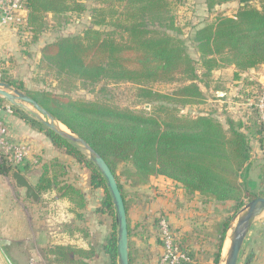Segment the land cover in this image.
Returning a JSON list of instances; mask_svg holds the SVG:
<instances>
[{
    "label": "trees",
    "instance_id": "1",
    "mask_svg": "<svg viewBox=\"0 0 264 264\" xmlns=\"http://www.w3.org/2000/svg\"><path fill=\"white\" fill-rule=\"evenodd\" d=\"M83 1L25 0L28 17L21 20L25 25L23 45L30 46L26 42L30 35H41L50 15L54 19L86 10ZM90 1L94 4L90 8L91 26L79 33L58 35L45 42L39 51V70L54 73L67 84V91L77 88L78 82L85 85H96L101 81L132 83L136 93L134 106L150 104L151 110L120 107L106 100L74 98L65 95L64 89L32 93L24 90L22 84L18 88L104 156L119 181L127 209L126 193L116 171L118 164L123 162L134 167L129 180L135 187L160 175L180 184L190 194H200L208 203H242L245 197L251 200L264 196V161L258 164L261 184L257 186L248 180L253 146L242 130L243 123L229 120L227 128L214 116L182 114L179 108V105L195 104L204 97L199 83L202 79L197 72L199 62L205 70L203 76L210 75L219 66L218 55H224L223 58L236 66L237 76L264 64V6L259 9L250 5L253 0H238L240 7L234 16L219 12L213 22L195 27L192 40L200 54V59L196 60L188 51L183 27L177 20L179 6L184 0ZM227 1L207 0V5L213 9ZM155 83L173 84L174 88L160 91L153 87ZM106 87L105 84L101 90H107ZM3 100L0 97V107ZM11 108L28 125L45 133L59 151L87 166L91 189L100 188L104 192L96 213L108 214L114 219L112 231L101 247L116 263L115 209L96 165L29 111L13 104ZM255 126L261 128L263 122L257 119ZM58 168L64 170V166L55 161L43 165L37 190L42 192L58 187L62 196L84 208V194L73 183L58 178L54 173ZM10 171V166L0 165V174ZM229 225L230 218L217 226L220 237L214 264L221 262ZM129 229L131 235L130 223ZM132 244L130 262L135 264L137 255ZM178 244L180 248L190 250L180 242ZM53 252L62 264H92L91 260L97 254L95 245L89 249L58 246Z\"/></svg>",
    "mask_w": 264,
    "mask_h": 264
},
{
    "label": "rangeland",
    "instance_id": "2",
    "mask_svg": "<svg viewBox=\"0 0 264 264\" xmlns=\"http://www.w3.org/2000/svg\"><path fill=\"white\" fill-rule=\"evenodd\" d=\"M83 5H85L86 10L80 13L72 12L66 16L61 15L54 19L50 15L41 35L37 37L33 34L27 38L26 42L30 46L24 44L23 49L21 48L19 51L20 56H16L20 62L15 60V55L7 54L5 59L1 57L0 81L8 83L10 91L19 89L18 85L20 84L24 86V90L32 93L42 90L60 92L64 89L65 95H72L74 98L106 100L120 107L151 110L150 104L134 106L133 101L136 93L132 83H106L101 81L96 85H85L78 82L77 88L67 91V84L62 83L54 73L39 70L37 59L39 46L42 43L53 40L58 35L79 33L91 26L90 8L94 4L90 0H85ZM250 5L261 9L264 6V0H253ZM239 7L238 0H229L224 4L216 5L213 9H209L207 0H184L180 4L177 20L178 24L183 27V38L186 40L188 51L193 58L196 60L200 59L196 44L192 40L195 27L213 22L219 12L234 16L239 11ZM4 27L11 29L13 34H16L20 40L22 39V33H24L25 28L23 21H16ZM24 41L22 40V42ZM223 57L224 55L217 56L220 64L208 76H203L205 70L202 68L201 62H199L197 72L202 79L199 83L204 97L195 104L179 105V108H181L182 114L214 116L227 128L229 127V120L235 123L242 122V130L250 137V142L253 146L251 151L252 165L248 180L259 186L261 183L258 164L264 161V113L260 110V104L264 103V64L250 71L243 72L241 76H237L235 74L238 71L236 66ZM105 84L107 85V90L102 91L101 89ZM153 87L167 92L173 89L174 85L155 83ZM25 104L26 106L23 108L26 111L28 109L36 110L32 105ZM3 105L8 107L11 106V103L5 99L3 100ZM257 119L263 122V127L258 128L255 126ZM62 157L61 161L63 162L61 164L64 166V170L54 169V173L56 172L59 176L58 178L63 179L64 182L75 183L84 190L85 197L88 199V203L84 208L75 206L69 199L61 196L58 187L45 192L38 203L27 200L24 189H19L16 186L13 179V171L19 169L20 165L27 162L26 173L32 182L37 183L43 172V160L38 155L32 158L30 155L24 158L22 156L23 159L12 157L10 161L3 155L0 157V165L5 164L11 167L10 172L0 174V264H31L32 260L35 261V264H62L56 260V254L53 252L58 246H72L82 249L85 247L89 248V246L91 248L93 245L96 247L97 254L91 260L92 264H116L101 247L112 231V222L114 220L108 214L99 215L95 212L104 196L103 190L100 188L93 190L88 187L87 181L90 171L86 165L80 164L70 155H62ZM65 171L68 172V174L66 173L67 175L62 174ZM116 171L126 193V198L130 202H134L135 199L140 200L138 201L140 202L139 207L137 205L139 212L140 208L150 207L148 205L149 201L159 198L170 199L169 205L173 208L174 205H177L173 201L174 199L181 197L185 200L184 203L188 204L189 211L186 214L187 218L182 222L184 226L175 224L176 222L172 221L169 214L164 212V209L156 210L155 214L152 212L149 220L156 224V229H158L156 231L161 244L159 222L160 218H163L169 223L171 229L178 237V242L183 247L190 246L191 243L194 249L199 248L198 255L192 260L193 264H206L212 261L216 248L213 247L214 244L210 242L208 244L206 238L211 237L210 235L213 234V230L216 229L219 223L230 218L227 241L225 240L222 249L224 252L225 244L229 246L230 243V239L227 238L232 234L242 209L251 201L245 197L242 203L231 201L227 203L215 202L209 205L208 203L203 202L202 204L198 202L195 205L203 208L197 211L194 210L193 206L191 207V203L188 201V198L190 200L194 199V202L196 199L188 195L187 191L184 193L179 190L180 186L178 185L180 184L176 182H173L176 183L174 184L176 188L173 189L174 187L170 182L160 178L155 183L158 187L161 186V191L156 193L158 187L154 188L155 186H153L150 187V192L153 196H150L149 192L141 197L139 193H142V191L137 190L135 186L133 187L129 180V177L135 171L134 167L129 163L123 162L118 164ZM134 204L136 203L134 202ZM208 208H211V210L209 211ZM79 211L82 213L81 217ZM171 212L174 214V211ZM156 214L159 215L158 221L155 219ZM141 219L140 216V220H137L140 221L139 226L144 231H147L145 225L149 220H144V217L143 221ZM134 223L133 220L132 226H134ZM186 239L188 241L186 243L183 242ZM132 240V247L135 248L136 242H134V239ZM255 240H257V260L256 262L251 261L250 264H264V213L257 220ZM89 242L91 245H88ZM248 245L249 240L245 244V251H247ZM161 246L163 251V245ZM162 251L160 255H162ZM223 255L222 253L220 264H222ZM154 258L155 256L151 260L144 256L139 261H135V263L157 264V257L156 259ZM242 260L243 258H241V264ZM158 264H160L159 261Z\"/></svg>",
    "mask_w": 264,
    "mask_h": 264
},
{
    "label": "crops",
    "instance_id": "3",
    "mask_svg": "<svg viewBox=\"0 0 264 264\" xmlns=\"http://www.w3.org/2000/svg\"><path fill=\"white\" fill-rule=\"evenodd\" d=\"M42 45H43V43L41 44V46H39V51H40V48L42 47ZM21 48L23 49V43L18 38V36L16 34H13V31L11 29L6 28L0 24V58L3 57L5 59L7 54H11V55H15V60H17V62H20L19 58H16V56L17 57L20 56L19 51ZM40 55H41V53L39 52L38 59L40 58ZM2 106L3 107H0V117L9 126L10 133H11L12 137L14 138V140L22 141V142L27 143L29 145L30 150H29L28 155H30L31 158L34 156L36 157V155H38L39 158L43 160V162H42L43 165L45 163H51L53 161L59 162V163L63 162V161H61L63 159L62 155H67V154L59 151L53 145L51 139L45 133L34 129L30 125H28L22 118L15 115L13 113L11 106L7 107L6 105H3V104H2ZM26 167H28L27 162L22 164L19 167V170H21L29 178V176L26 173L27 169L25 170ZM160 178L164 179L167 182H170L173 187H174V184H176V183H173L174 182L173 180H171L167 177L160 176V175L152 176L149 183L144 184V185H140V186H136L137 190L142 191V193H139V195L142 197L143 195L149 193L151 190L150 187L155 186L154 188H157L158 186L155 183V181L160 179ZM29 180L31 181L30 178H29ZM32 183L37 188L38 182L37 183L32 182ZM73 184L75 185V187L78 190H80L84 194V196L86 195L84 190L81 187H78L75 183H73ZM87 184H88V187L91 188L89 183H87ZM178 186H180L179 190H181L184 193L186 192V190L181 185H178ZM175 188L176 187H174L173 189H175ZM19 189H21V188H19ZM52 189H54V188H52ZM161 189H162L161 186L158 187L156 193L161 191ZM48 191L49 190L42 191V192L40 191L41 196L45 192H48ZM24 193H25V189H24ZM186 193L188 195H190L191 197H194L196 199L194 202V199L190 200V198H188L189 199L188 201L191 203V207L193 206L195 208L194 210L200 211L201 208H203V207H201V206L199 207L198 205L196 206L195 204H197L198 202H201L203 204V202H204L203 197L198 193H195V194H190L188 192H186ZM149 194H151V192ZM25 196H26V194H25ZM150 196H153V195L151 194ZM63 197L69 199L70 202L76 206V204L70 198H68L66 196H63ZM27 200H29V199H27ZM86 200H87L86 201V204H87L88 199H86ZM169 200L170 199H168V198L167 199L159 198L157 200L149 201L148 205H150V207H146L145 209L140 208V212H139L137 205L139 207L140 202H138V201H140V200L135 199L134 202L136 204H134L133 201L130 202L129 199H127V201H128V216H129V223H130V228H131L130 246H131V242L133 243L132 239H134V242H136V246H135V252L137 255L136 261H139L140 258L144 257V256H147L149 259L152 260L153 257L155 256L154 259H156V257H157L156 262L158 264L159 257L161 256L160 253L162 251V246H161L162 244L158 238V233H157L158 229H156L157 228L156 224L152 223L151 220H149V219H151V216H152L151 213L152 212L154 213V212H156V210L164 209V212H167L169 214L172 221L174 223L176 222L175 224H181V226H184V225H182L183 224L182 222L184 221V219L187 218L186 214L189 211L188 210V204L184 203L185 200H183L181 197H179V198L173 200L177 204V205H174V208H173L169 205ZM204 203H208V202H204ZM213 203H215V202H209L208 204L211 205ZM96 209H95V212H96ZM208 209H209V211L211 210V208H208ZM171 211H174V214ZM184 212H186V213H184ZM137 216H138V219H137ZM140 216L142 218L141 219L142 221H143V217H144V220L145 219L149 220L148 223L145 225L147 231H144L139 226L140 221H137V220H140ZM158 217H159V215L156 214V216H155L156 221H158V219H159ZM133 220L135 222L134 226H132ZM182 232H184V231L182 230ZM212 233L213 234L210 235L211 237L206 238V239H207L208 244H209V242L214 244L213 247L216 248L215 249L216 251L213 254L212 261L209 263H206V264H214L215 254L218 251L217 248L219 247L218 237H220V235H219V229L217 226H216V229H214ZM256 235H257V222L253 225V227H252V229H251V231H250V233H249V235L245 241V244H246L247 240H249L248 249H247V251H245V244H244V247H243V250H242V253L240 256L239 264H241V258H243L242 261L244 262V263L242 262V264H250L251 261L256 262V260H257V243H256L257 240H255ZM88 245H91V243L89 242ZM187 247L191 250V253H192V256L194 259L195 256L198 255V253L200 251L199 248L194 249L193 244H191V243H190V246H187ZM89 248H90V246H89ZM89 248L85 247L82 249H89ZM222 253H223V251H222ZM242 256H244V257H242ZM193 263L194 262H191L190 264H193Z\"/></svg>",
    "mask_w": 264,
    "mask_h": 264
},
{
    "label": "water",
    "instance_id": "4",
    "mask_svg": "<svg viewBox=\"0 0 264 264\" xmlns=\"http://www.w3.org/2000/svg\"><path fill=\"white\" fill-rule=\"evenodd\" d=\"M27 13V11L19 9H15L12 12L14 16L21 17L23 19L27 18ZM9 87L8 83L0 81V97L6 99L13 105H18L24 108L26 106L25 103L32 105L36 109H28L32 115L43 121L47 127L54 130L56 133L79 148L96 165L106 182L115 209V219L117 224L116 264H131L128 209L119 181L107 160L87 140L75 133L68 126L64 124L67 129L62 128V122L47 109L41 106L34 98L27 95L20 89L10 91ZM13 179L17 187L25 189L27 199L34 203L39 202L41 193L21 170L16 169L13 171ZM263 213L264 196L253 198L244 206L239 215L238 222L234 227L232 234L229 236L230 243L225 251L222 261L223 264H239L245 241L253 225L261 218Z\"/></svg>",
    "mask_w": 264,
    "mask_h": 264
},
{
    "label": "built area",
    "instance_id": "5",
    "mask_svg": "<svg viewBox=\"0 0 264 264\" xmlns=\"http://www.w3.org/2000/svg\"><path fill=\"white\" fill-rule=\"evenodd\" d=\"M15 9L28 12L25 0H0L1 25H10L16 21L20 22L23 19L12 14ZM260 110L264 113V103L260 104ZM29 150L30 148L27 143L14 140L10 133L9 126L0 117V157L3 155L9 161L12 157H19V159H21L22 156L23 158L28 156ZM159 228L163 245V253L159 259V263L186 264L192 262L193 256L191 255V250L180 248L177 241L178 237L165 219L160 218ZM31 264H35V261L32 260Z\"/></svg>",
    "mask_w": 264,
    "mask_h": 264
},
{
    "label": "bare ground",
    "instance_id": "6",
    "mask_svg": "<svg viewBox=\"0 0 264 264\" xmlns=\"http://www.w3.org/2000/svg\"><path fill=\"white\" fill-rule=\"evenodd\" d=\"M61 127L64 128V129H67V127H66L64 124H62V123H61ZM227 239H230V237H228ZM226 241H227V240H226ZM227 247H228V244H225L223 254H225V251L227 250ZM223 256H224V255H223ZM222 264H223V262H222Z\"/></svg>",
    "mask_w": 264,
    "mask_h": 264
}]
</instances>
